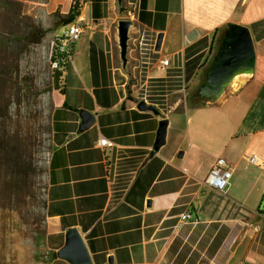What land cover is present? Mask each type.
<instances>
[{
    "label": "crops",
    "instance_id": "0c3cea01",
    "mask_svg": "<svg viewBox=\"0 0 264 264\" xmlns=\"http://www.w3.org/2000/svg\"><path fill=\"white\" fill-rule=\"evenodd\" d=\"M25 2L50 15L77 3L84 17L73 61L57 71L51 95L44 263L71 264L57 252L74 227L94 264H264V213L257 210L264 168L249 159L264 161V0ZM125 17L134 21L126 69L118 43ZM98 18L104 26L93 25ZM229 22L250 29L255 71L215 102L189 105L187 94L201 84ZM143 98L169 119L159 149L162 116L140 110ZM189 109L188 128L170 115ZM83 110L95 114L86 129ZM102 137L112 144L101 146ZM219 157L233 167L226 193L205 183ZM187 211L198 221L183 222Z\"/></svg>",
    "mask_w": 264,
    "mask_h": 264
},
{
    "label": "rangeland",
    "instance_id": "374dc122",
    "mask_svg": "<svg viewBox=\"0 0 264 264\" xmlns=\"http://www.w3.org/2000/svg\"><path fill=\"white\" fill-rule=\"evenodd\" d=\"M56 19L55 13L29 11L25 1L0 0V140L5 146L16 140L28 166L23 184L0 149V264H45L46 156L56 87L48 52L52 37L64 29L55 27ZM192 112L170 115L188 128Z\"/></svg>",
    "mask_w": 264,
    "mask_h": 264
},
{
    "label": "water",
    "instance_id": "95a60500",
    "mask_svg": "<svg viewBox=\"0 0 264 264\" xmlns=\"http://www.w3.org/2000/svg\"><path fill=\"white\" fill-rule=\"evenodd\" d=\"M121 1V0H120ZM134 21L129 18H121L118 21V43L120 58L124 69L128 66V51L130 46V30ZM163 33L157 37L155 49L160 50L163 42ZM257 54L250 29L237 22H229L221 36L219 44L212 60L206 68L201 84L197 87L194 98L197 102H215L219 99L233 80L240 75H251L256 68ZM137 107L143 111H152L162 116L155 149H159L166 142L169 119L166 118L160 108L141 99ZM83 123L81 129L88 128L95 121V114L88 110L82 111ZM180 156L183 155L181 151ZM264 213V192L257 208ZM57 256L69 261L71 264H94L90 251L77 228H70L66 234L65 245L57 252ZM113 264L112 258L109 260Z\"/></svg>",
    "mask_w": 264,
    "mask_h": 264
},
{
    "label": "built area",
    "instance_id": "2783aa9c",
    "mask_svg": "<svg viewBox=\"0 0 264 264\" xmlns=\"http://www.w3.org/2000/svg\"><path fill=\"white\" fill-rule=\"evenodd\" d=\"M92 23L94 26H104L106 20L104 18H98L94 19ZM63 26V31L61 33H55L49 46L48 59L51 69L54 72L65 70L67 65L73 61V45L84 33V17L78 15L74 21ZM131 37H134V34H131ZM136 37H138V45L140 49L145 50L146 47L145 43H143L142 36L138 34ZM162 62L168 64L169 60L165 59L162 60ZM99 144L101 146H107L112 144V142L109 138L102 137ZM249 159L254 164L261 165L264 168V161L261 160L259 156L253 154L250 155ZM232 175L233 167L230 162L225 157H219L205 178V183L214 189L226 193L230 187ZM198 219L199 218L194 216L190 211L181 215V220L183 222H197Z\"/></svg>",
    "mask_w": 264,
    "mask_h": 264
},
{
    "label": "trees",
    "instance_id": "16d2710c",
    "mask_svg": "<svg viewBox=\"0 0 264 264\" xmlns=\"http://www.w3.org/2000/svg\"><path fill=\"white\" fill-rule=\"evenodd\" d=\"M8 1H25V0H8ZM56 21H55V27L58 28L62 25L68 24L76 19L78 16L79 12L77 9V3L71 8V10L67 14H62L60 12H56ZM40 36L36 35V39L38 40ZM55 78H57V71L55 72ZM56 85V83H55ZM188 104L189 105H195L196 99L194 98V95L188 96ZM0 140V144H1ZM18 143L16 140H14L12 143L9 145H0V149L4 150V159L6 163L10 164L12 167V170L15 174V178H18V181L21 183L25 184L27 181V176H28V166L26 162V157L24 153L20 150H18V147L16 146ZM46 206V205H45Z\"/></svg>",
    "mask_w": 264,
    "mask_h": 264
},
{
    "label": "bare ground",
    "instance_id": "6f19581e",
    "mask_svg": "<svg viewBox=\"0 0 264 264\" xmlns=\"http://www.w3.org/2000/svg\"><path fill=\"white\" fill-rule=\"evenodd\" d=\"M236 78H238V77H236ZM236 78L233 80V82H234L233 86L234 87H237L239 85V80H238L239 78L238 79H236Z\"/></svg>",
    "mask_w": 264,
    "mask_h": 264
}]
</instances>
